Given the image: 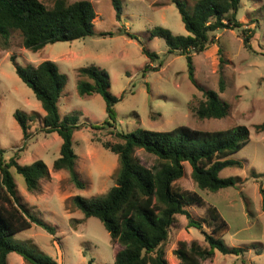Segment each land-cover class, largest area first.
I'll use <instances>...</instances> for the list:
<instances>
[{
    "label": "rangeland",
    "instance_id": "1",
    "mask_svg": "<svg viewBox=\"0 0 264 264\" xmlns=\"http://www.w3.org/2000/svg\"><path fill=\"white\" fill-rule=\"evenodd\" d=\"M40 1L50 6L53 0ZM89 1L96 13L94 34L48 43L32 51L25 49L20 34L11 30L8 46H0V148L6 158L16 154L20 164L36 159L46 164L49 176L33 192L26 189L23 177L13 167L10 172L29 212L56 228L50 234L32 224L10 239L57 264H87L89 259L93 264L113 261L115 246L100 220L84 217L71 201L75 194L88 198L104 193L114 184L118 167L117 155L96 140L118 141L111 133L112 128L89 127L101 125L107 117L103 98L98 93L81 96L77 91V68L93 64L108 74L110 92L118 97L114 104L116 131L131 132L137 128L159 131L181 124L205 130L236 125L248 128L249 141L228 157L239 165L225 167L219 173L220 177H233L236 186L216 191L201 189L192 180L187 162L183 163L184 174L176 185L198 193L206 206H215L227 222L221 239L227 246L243 250L238 255L214 250L212 258L204 260V264H264V125L258 126L264 123V0H240L235 17L241 25L217 29L213 42L193 55L196 80L214 90L218 89V48L224 59V90L219 96L228 104V113L222 118L204 119L194 113L203 96L188 79L184 55L168 51L162 37L149 35L155 26L175 35L186 34L175 4L171 0H120L121 13L117 18L111 0ZM184 1L191 6L195 0ZM242 28H248L247 34H251L249 48L242 43ZM142 48L155 52L157 58L151 61ZM12 55L22 66L51 60L65 75L58 113L60 120L77 113L80 126L72 132V149L77 155L75 169L83 182L82 188L74 186L66 170L53 169L61 137L56 132L41 130L44 111L32 90L16 75ZM16 111L36 113L28 120L27 139H23L14 117ZM134 155L146 167L156 163L155 156L142 149H136ZM206 206L193 205L188 210L193 217L202 218ZM185 224L184 216L177 215L165 251L169 264L175 260L171 249L178 240L196 238L203 242L200 233ZM7 262L26 264L14 252L8 254Z\"/></svg>",
    "mask_w": 264,
    "mask_h": 264
},
{
    "label": "trees",
    "instance_id": "2",
    "mask_svg": "<svg viewBox=\"0 0 264 264\" xmlns=\"http://www.w3.org/2000/svg\"><path fill=\"white\" fill-rule=\"evenodd\" d=\"M171 1L177 8L186 34L175 35L166 28L155 26L149 35L162 37L168 51L184 55L188 79L203 96L194 108L196 117H225L228 104L219 96V92L224 90L221 50L218 48L217 90L207 88L196 80L192 57L213 42V32L217 29H232L241 25L235 17L240 0H195L191 6L184 0ZM111 3L115 16L119 18L120 0H111ZM95 15L89 0H53L50 6L40 0H0V46H8L11 30L17 31L22 46L32 51L48 43L83 38L94 34ZM247 31L248 28H242L240 37L243 45L249 48L251 34ZM142 51L151 61L157 58L155 52L145 48ZM10 58L16 75L32 90L44 111L41 130L44 133L56 132L61 137L53 169L66 170L74 186L82 188L83 182L75 169L77 155L72 149V132L80 126L77 124V113L65 115L63 120L58 113L65 75L51 60L22 66L14 61L13 55ZM76 74L78 94L98 93L105 103L106 119L101 125L90 124L89 127H111V133L119 139L114 142L96 139L102 147L117 155L114 184L99 195L87 198L75 194L71 198L72 204L84 217H96L107 231L115 246L110 264H169L165 251L175 229L177 215L184 216L185 226L196 229L203 242L196 238L178 240L171 249L175 264H204V260L212 258L214 250L222 254H241L242 248L229 247L221 239L227 222L217 208L206 206L198 193L179 187L176 181L183 176V163L187 162L192 180L201 189L216 191L236 186L233 177H220L219 173L225 167L239 165L238 161L228 157L249 141L248 128L236 125L205 130L181 124L159 131L141 128L131 132L116 131L114 104L118 97L110 92L108 74L93 64L77 68ZM34 115L35 112L14 113L23 139L30 135L28 120ZM136 149L154 155L156 163L151 167L144 166L134 155ZM15 155L6 158L0 148V264H7L10 252L20 255L26 264H57L52 258L33 253L23 243L10 239L14 233L32 224L50 234L56 231L54 226L29 212L18 195L10 172L13 167L23 177L26 189L33 192L38 190L40 180L49 176L46 164L41 159L20 164ZM193 205L206 206V215L193 217L188 210ZM87 264H93L92 259Z\"/></svg>",
    "mask_w": 264,
    "mask_h": 264
},
{
    "label": "crops",
    "instance_id": "3",
    "mask_svg": "<svg viewBox=\"0 0 264 264\" xmlns=\"http://www.w3.org/2000/svg\"><path fill=\"white\" fill-rule=\"evenodd\" d=\"M93 27H94V24H93ZM91 95V94H90ZM41 181V180H40ZM9 254V253H8ZM8 257V255H7ZM24 261V260H23ZM176 260H174L173 264H175ZM8 263V262H7ZM21 264H24L23 262Z\"/></svg>",
    "mask_w": 264,
    "mask_h": 264
}]
</instances>
